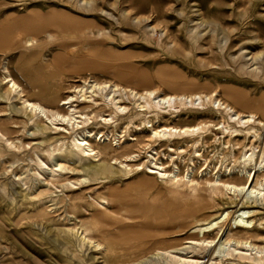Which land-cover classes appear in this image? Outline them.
Masks as SVG:
<instances>
[{"label":"bare ground","instance_id":"1","mask_svg":"<svg viewBox=\"0 0 264 264\" xmlns=\"http://www.w3.org/2000/svg\"><path fill=\"white\" fill-rule=\"evenodd\" d=\"M82 1L89 4L88 1ZM90 11L96 12V9L92 7ZM128 21L125 18L124 23L120 22L117 27L124 30ZM94 26L91 21L56 9L45 14L33 12L22 17L11 15L0 20V51L5 50V54L18 53L19 65L28 67L32 74L35 71L42 73L41 77L39 75L42 84L33 83L31 92H27L15 80L6 62L0 74V140H5L10 148L21 149L25 148V143L20 140L17 143L16 140L28 136L40 137L41 141L32 149L52 162V167H47L49 179H44L45 186L49 188L33 198L41 202L45 197H52L58 188L62 189L61 192L77 190L76 185L84 186L91 182H98L104 187L105 184L120 181L135 170L145 169L147 182L160 179L168 185L170 195L175 197L173 201L162 202L160 209L148 204L151 197L146 193H141V202L137 206H131L128 198H123L119 193H113L109 199L88 195L69 198L68 201L57 197L50 201L60 206L57 211L73 209L75 220L81 217L78 209L84 207L82 201L91 198L97 204L93 210L85 209L90 214V222L80 219L73 224L69 233L78 237L83 244H90L95 251H101L104 264H129L130 260L145 256L150 250H157L162 244L161 234L166 231L160 228L162 226L181 229L193 224L198 225L193 232L198 234L199 239H190L187 243L194 244L196 240L205 249L213 246L211 254H223L224 248L233 244L236 246L235 251L239 248L244 251L256 250L258 254L250 258L238 256L239 259L264 262V247L253 244L251 235L263 227L262 219L255 217L258 213L256 207L264 205V136L256 128H264V101L250 98L227 86L217 88L209 95L189 93L187 87L193 84L174 71H160L158 85H152L148 76L131 71L129 64L105 66L76 59L84 56L85 51L89 56L96 51H110L101 45L111 43L113 38L95 34ZM153 29H140L146 42L150 41ZM50 30L61 34L59 52L53 56V61L60 67L56 74L48 73L47 68L52 63L47 62L45 55L35 51L38 42L34 35ZM196 38L202 44L209 43L207 37L203 38L202 35ZM172 43L170 38L167 47ZM178 48L177 52L190 50L192 45L181 41ZM195 49L200 50L201 45ZM245 57L242 56L241 60ZM257 59V56H252L245 60ZM247 65L248 62L241 63L242 72H257L258 67L251 69L252 66ZM66 70L106 71L113 74L118 82L142 84L144 91L139 92L118 82H99L83 73L67 85ZM163 87L171 93L167 94ZM219 92L229 103L217 98ZM14 98L21 102L20 108L12 104ZM182 108L208 110L216 114L223 112L226 119L222 118L216 123L217 130L224 129L230 138L244 136L245 140L253 139L249 147H243L238 159L240 173L245 180L243 183L227 182L219 177L208 180L206 183L211 194L204 198L198 193L183 190L179 175L169 173V166L163 162L157 163L160 160L156 158L159 152L154 151L149 160L137 164L141 160V152L136 155L130 150L131 145L126 147V142L138 141L131 134V128H134V132L148 134L144 149L153 150V145L164 146L171 160H178L175 155L186 152L182 146H191L195 150L200 148L208 125L179 126L177 122L182 111L179 109ZM31 124L34 125V131L29 133ZM118 128L123 130L118 133ZM50 134L56 136L51 137ZM223 146L221 154L228 149L233 153L237 147L232 142ZM194 153L196 157L201 156L198 151ZM40 159L37 164L43 171L46 164ZM79 174L83 175L71 180V176ZM193 182L188 180L190 184ZM227 195L233 197L228 196L227 201L223 198ZM214 210L219 214L206 218L209 216L207 213ZM34 215L37 217L39 214ZM172 260H176L177 264H188L182 256H173ZM200 263L195 261L193 264Z\"/></svg>","mask_w":264,"mask_h":264},{"label":"rangeland","instance_id":"2","mask_svg":"<svg viewBox=\"0 0 264 264\" xmlns=\"http://www.w3.org/2000/svg\"><path fill=\"white\" fill-rule=\"evenodd\" d=\"M85 1L89 4L82 0H0V20L11 15L22 17L33 12L45 14L52 9L64 10L91 21L95 25L93 28L95 34L113 38L111 43L101 45L108 48L109 52L96 51L89 56L85 51L84 56H78L76 59L105 66L129 64L131 71L140 76H148L152 85H158L160 71H174L193 84L187 87L189 93L209 95L217 88L227 86L247 94L250 98L264 101V0ZM92 7L96 12L90 11ZM125 18L129 20L128 25L121 31L117 26L120 22L124 23ZM142 27L145 29L154 27L149 42H146L140 33ZM201 35L203 38L207 37L209 43L202 44L198 38L194 39L195 36ZM170 38L173 43L168 48L167 42ZM34 39L38 42L35 51L45 55L47 62L52 63V66L47 68L48 73H58L60 67L53 61V56L59 52L61 34L50 30L34 35ZM181 41L189 42L192 49L177 52ZM200 45L201 49L196 50L195 48ZM4 51H0V74L2 65L6 62L15 80L27 92H31L33 83L42 84L40 80L42 73L35 71V74H32L28 67L19 65L18 53L5 54ZM244 55L245 59L252 56H257L258 59L242 61ZM246 62L247 67L252 66L251 69L258 67L257 72L251 74L242 72L241 63ZM66 72L67 85L80 73L99 82H118L113 74L102 70ZM118 83L139 92L144 91L140 83L132 85ZM163 89L167 94L171 93L166 88ZM217 98L229 103L220 92ZM12 104L17 108L22 106L15 98L12 99ZM125 104L130 106L129 103ZM179 110H182L177 122L179 126L208 125L203 133L200 148L195 150L191 146H182L186 152L173 154L175 157L178 156V160H171L164 146L161 148L160 145H153V150L144 149L143 146L148 143L146 141L148 134L134 132V128H131V134L135 135L138 141L126 142L128 144L126 147L131 145L130 150L136 155L141 152V160L137 164L149 160L154 151L159 152L156 158L160 160L157 163L163 162L169 166V173L175 172L179 175L183 190L198 193L204 198L211 194L206 183L208 180L219 177L223 181L243 183L245 180L241 176L238 159L243 147H249L253 139L245 140L244 136L230 138L224 129L217 130L216 123L222 118L226 119L223 112L216 114L208 110L183 108ZM188 115L193 117L187 118ZM256 128L264 136V128ZM122 130L118 128L117 132L120 133ZM28 131L29 133L34 131L33 124L28 127ZM219 138L221 139L218 140ZM19 140L25 143V148H10L5 140H0V264H104L101 251H95L90 244H83L78 237L69 233L73 224L80 219L90 222V214L85 209L93 210L97 204L91 198L89 200L86 198L87 201H82L84 207L78 209L81 217L75 220V211L73 209L67 212H64V209L57 211L60 206L50 201L53 198L61 197L68 201L73 197L93 195L100 199H109L113 193H119L123 198H128L131 206H137L141 202V193H146L151 197L148 204L158 209L162 207V202L175 199L170 195L168 185L160 179H151L147 182L146 170L143 169L135 170L120 181L105 184L104 187L98 182H91L84 186L76 185L77 190L61 192L62 189L58 188L52 197H45L39 202L38 198L33 196L49 188L45 186L44 179H49L47 167H52V162L45 156L37 155L32 149L41 141L40 137L28 136L16 142H20ZM228 142L237 145L235 151L232 153V150L228 149L221 154L223 145ZM195 151L201 156L196 157ZM37 156L46 164L43 171L37 164L39 161ZM82 175L70 178L74 181ZM189 179L194 182L188 183ZM98 187L99 190H94ZM94 191H97V194H94ZM228 196L232 195L223 198L229 201ZM256 210L258 213L255 218L262 219L263 227H259L256 233H251L252 243L262 248L264 205H258ZM34 213L39 215L35 217ZM218 214L217 210L210 211L206 218ZM140 215L141 213L138 216ZM197 226L193 224L181 229H172L170 225L160 227L166 231L161 234L162 244L158 249L130 260L129 264H177L176 260H172L173 256H182L188 264L195 261L201 262L200 264H264L238 257H256L258 256L256 250L244 251L239 248L235 251L236 246L232 244L224 248L223 254H211L213 246L205 249L196 240L194 244L187 243V240L199 239L198 234L193 232ZM218 246L219 244L216 248ZM227 252L230 255L227 256Z\"/></svg>","mask_w":264,"mask_h":264}]
</instances>
